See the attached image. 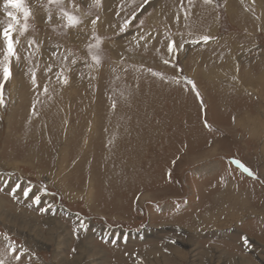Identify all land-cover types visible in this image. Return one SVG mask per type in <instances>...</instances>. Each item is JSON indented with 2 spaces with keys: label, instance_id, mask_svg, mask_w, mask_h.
<instances>
[{
  "label": "rangeland",
  "instance_id": "374dc122",
  "mask_svg": "<svg viewBox=\"0 0 264 264\" xmlns=\"http://www.w3.org/2000/svg\"><path fill=\"white\" fill-rule=\"evenodd\" d=\"M63 3L81 25L26 0L21 34L18 14L0 106V260L17 264L14 245L19 264H264V0Z\"/></svg>",
  "mask_w": 264,
  "mask_h": 264
},
{
  "label": "snow or ice",
  "instance_id": "6c2138e0",
  "mask_svg": "<svg viewBox=\"0 0 264 264\" xmlns=\"http://www.w3.org/2000/svg\"><path fill=\"white\" fill-rule=\"evenodd\" d=\"M69 4H71L72 8L75 9L78 6L74 3V0H68ZM96 5L99 6L100 0H95ZM145 3H147V0H144ZM206 4L211 3L212 0H204ZM254 2V0H253ZM48 4L52 5L55 4L59 9L62 14V19L66 21L65 27L66 28H76L79 25L83 23V20L78 16L75 15L74 12L66 10V7L63 3V0H48ZM4 12L6 16L9 18L11 21L8 23L5 27L0 29V37H2L3 42H4V48H3V55L2 58H0V70H2V77H0V106L5 105V100H4V86L5 84L11 79L12 77V71H11V65H12V60L15 59L16 61H19L20 56L17 51V44L19 43V39L15 37V32H16V25L20 24V16L18 14L23 15V19L25 23L20 27V33L23 34L27 29H28V24L26 23L27 20L29 19L31 15V9L27 6L26 0H4ZM9 9H12L10 11ZM136 16L133 14L132 19H135ZM49 21H51L52 17L51 14L49 13L48 16ZM99 17H96L91 21V24L93 25V29H95V25L98 22ZM131 24V20H126L122 25H120V32H124L129 25ZM143 25V21H141V27ZM149 36L151 35L150 33L148 34ZM93 36L95 39V44H90L88 46L89 52L91 53V58L95 62V64L99 65L101 60H100V52H101V45L103 43L101 37L95 35V32H93ZM213 39L212 36L203 34L199 37L198 40L194 41L195 43H204L207 44ZM140 40H145L144 36L140 37ZM34 43V41H29V44L31 45ZM178 46L176 45V42L170 41L168 44V51L169 53L173 52L174 49H176ZM179 47H182L179 46ZM67 59V57H65ZM75 63V61H72ZM167 63V61H166ZM48 71H51V67L48 68ZM32 83L35 85L36 84V78H35V72L32 73ZM63 83L67 84L68 83V78L63 77ZM189 83L192 86L193 91L196 92L197 96H199V92L196 89L195 82L189 81ZM44 91L47 92V87L44 88ZM113 108H115V103L113 104ZM33 114H35V107H33ZM207 126V124H206ZM238 167L242 168L244 172L248 173L249 176L254 177V173L243 165L240 161L235 160L233 161ZM255 178V177H254ZM19 187V185H17ZM28 191L30 189L25 190V196H27ZM39 196L35 197V203H39ZM41 211H44V209H41ZM7 239V237H5ZM245 245H247L248 240L247 237L243 238ZM116 241L113 240L112 243H115ZM18 249L13 245L11 247V252L13 253L14 259L16 260L17 264L22 259V256L18 253ZM0 264H4L3 260H0Z\"/></svg>",
  "mask_w": 264,
  "mask_h": 264
},
{
  "label": "bare ground",
  "instance_id": "6f19581e",
  "mask_svg": "<svg viewBox=\"0 0 264 264\" xmlns=\"http://www.w3.org/2000/svg\"><path fill=\"white\" fill-rule=\"evenodd\" d=\"M173 2V1H172ZM130 4H132V3H130ZM201 4H202V2H201ZM230 5H232L231 3H230ZM125 6V5H124ZM131 6V5H130ZM171 7V6H170ZM230 7V6H229ZM232 7H234L235 8V6L234 5H232ZM164 9V8H163ZM241 9V8H240ZM231 10V9H230ZM235 10V9H234ZM119 11V10H118ZM237 11H238V9H237ZM235 12H236V10H235ZM170 13V12H169ZM245 14V13H244ZM232 15H234V14H232ZM236 17V16H235ZM101 19V18H100ZM247 19V18H246ZM252 19V18H251ZM234 20H235V18H234ZM264 20V19H263ZM176 21V20H175ZM251 22V21H250ZM172 23H174V22H172ZM236 23V22H235ZM239 23V22H238ZM244 23V22H243ZM254 23V22H253ZM241 24V23H240ZM171 25V24H170ZM239 25V24H238ZM240 26V25H239ZM199 27V26H198ZM205 28H206V26H205ZM242 28V27H241ZM112 31V30H111ZM158 31H160V30H158ZM173 31V30H172ZM190 31V30H189ZM164 32V31H163ZM149 33V32H148ZM159 33V32H158ZM161 33V32H160ZM159 33V34H160ZM209 33V32H208ZM146 35V34H145ZM155 35V34H154ZM172 36V35H171ZM243 36V35H242ZM159 37V36H158ZM183 37H185V36H183ZM196 37H198V36H196ZM136 38V37H135ZM148 38V37H147ZM136 39H138V38H136ZM162 41V40H161ZM231 41V40H230ZM239 41V40H238ZM131 43V42H130ZM166 44V43H165ZM132 45V44H131ZM117 46V45H116ZM119 46V45H118ZM123 46V45H122ZM152 46V45H151ZM154 46V45H153ZM120 48V47H119ZM124 48V47H123ZM139 48V47H138ZM159 48V47H158ZM180 48V47H179ZM165 49V48H164ZM113 50V49H112ZM239 50V49H238ZM117 51V50H116ZM166 51V50H165ZM253 51V50H252ZM114 52V51H113ZM127 52V51H126ZM125 52V53H126ZM159 52V51H158ZM67 53V52H66ZM162 53V52H161ZM246 54H248V53H246ZM251 54V53H250ZM136 55V54H135ZM141 56V55H140ZM159 56H160V54H159ZM192 56V55H191ZM194 57V56H193ZM144 58V57H143ZM164 58V57H163ZM218 58V57H217ZM210 59V58H209ZM192 60V59H191ZM216 60V59H215ZM243 60V59H242ZM149 63V62H148ZM247 63V62H246ZM155 64V63H154ZM194 65V64H193ZM198 65V64H197ZM224 66V65H223ZM226 66V65H225ZM218 67V66H217ZM189 71V70H188ZM262 71V70H261ZM197 73V72H196ZM210 73V72H209ZM213 74H215V72L213 73ZM211 75V74H210ZM248 75V74H247ZM250 77H252V76H250ZM199 78H201V77H199ZM253 78V77H252ZM179 79V78H178ZM249 79V78H248ZM247 79V80H248ZM106 81V80H105ZM116 81V80H115ZM118 81V80H117ZM134 81V80H133ZM119 82V81H118ZM200 82V81H199ZM210 82V81H209ZM31 83V82H30ZM139 83V82H138ZM153 83V82H152ZM163 83V82H162ZM168 83V82H167ZM173 84V83H172ZM111 85V84H110ZM132 85V84H131ZM222 85V84H221ZM97 86V85H96ZM118 86V85H117ZM133 86V85H132ZM154 86V85H153ZM249 86V85H248ZM137 87V86H136ZM144 87V86H143ZM151 87V86H150ZM217 87V86H216ZM227 87H229V86H227ZM105 88V87H104ZM129 88V87H128ZM175 88V87H174ZM180 88V87H179ZM120 89V88H119ZM130 89V88H129ZM183 89V88H182ZM136 90V89H135ZM142 91H144V90H142ZM156 91V90H155ZM262 91V90H261ZM22 92V91H21ZM135 92V91H134ZM124 93V92H123ZM261 93V92H260ZM125 94V93H124ZM178 95V94H177ZM183 95V94H182ZM228 95H229V93H228ZM241 95V94H240ZM225 96V95H224ZM71 97V96H70ZM261 97H263V96H261ZM23 98V97H22ZM118 98V97H117ZM223 98V97H222ZM234 98V97H233ZM23 100V99H22ZM234 100H236V99H234ZM252 100V99H251ZM122 101V100H121ZM223 101V100H222ZM227 101V100H226ZM253 101V100H252ZM211 102V101H210ZM236 102V101H235ZM232 103V102H231ZM252 103V102H251ZM180 104H181V102H180ZM216 104V103H215ZM236 105H237V103H236ZM133 106V105H132ZM252 106V105H251ZM219 108V107H218ZM227 108V107H226ZM230 108V107H229ZM237 108V107H236ZM239 108V107H238ZM245 108H247V107H245ZM232 109V108H231ZM251 110V109H250ZM230 111V110H229ZM225 112H226V110H225ZM130 115V114H129ZM189 115V114H188ZM113 118V117H112ZM124 118V117H123ZM122 119V118H121ZM120 119V120H121ZM148 121V120H147ZM154 121V120H153ZM187 121V120H186ZM258 121V120H257ZM120 122V121H119ZM184 122V121H183ZM238 122V121H237ZM115 123H117V122H115ZM262 122H260V123H255V125H252V126H250L251 127V132L253 133H259L260 131H261V128H259L260 126V124H261ZM264 123V122H263ZM122 124V123H121ZM251 124V123H250ZM256 124H258V125H256ZM137 125V124H136ZM227 125V124H226ZM118 126V125H117ZM123 127V126H122ZM125 127V126H124ZM135 127V126H134ZM189 128V127H188ZM264 132V131H263ZM8 133V132H7ZM113 133V132H112ZM180 133V132H179ZM130 134V133H129ZM191 134V133H190ZM18 135V134H17ZM200 135V134H199ZM187 137V136H186ZM131 138V137H130ZM258 138V137H257ZM128 139V138H127ZM200 142V141H199ZM191 145V144H190ZM263 145V144H262ZM30 153V152H29ZM37 155V154H36ZM117 155V154H116ZM34 156V155H33ZM206 156V155H205ZM34 158V157H33ZM112 162V161H111ZM106 167V166H105ZM103 169V168H102ZM40 170V169H39ZM100 172H101V170H99ZM94 186V185H93ZM159 192V191H158ZM78 194V193H77ZM226 194V193H225ZM68 198V197H67ZM243 207V206H242ZM122 209V208H121ZM227 211V210H226ZM2 212V211H1ZM218 215V214H217ZM194 218V217H193ZM21 219V218H20ZM172 220V219H171ZM176 222V221H175ZM195 224V223H194ZM189 228V227H188ZM193 230V229H192ZM50 232V231H49ZM190 233V232H189ZM21 234V233H20ZM154 246V245H153ZM82 248V247H81ZM155 248H157V247H155ZM162 249V248H161ZM181 249V248H180ZM82 250V249H81ZM86 250H88V249H86ZM153 250V249H152ZM158 250V249H157ZM163 250V249H162ZM83 251V250H82ZM178 251V250H177ZM86 252V251H85ZM90 252V251H89ZM161 252V251H160ZM179 254V253H178ZM151 255H152V253H151ZM149 256V255H148ZM151 257V256H150ZM152 257H154V255L152 256ZM151 257V258H152ZM174 258V257H173ZM176 258V257H175ZM237 258V257H236ZM241 258H243V257H241ZM182 259V258H181ZM80 260H81V257L80 256H78V257H76V258H74V262H73V264H79L80 263ZM247 262V261H246ZM63 263V262H62ZM67 264H69V263H67ZM156 264V263H155ZM240 264H242V262L240 263ZM248 264H250V263H248Z\"/></svg>",
  "mask_w": 264,
  "mask_h": 264
}]
</instances>
